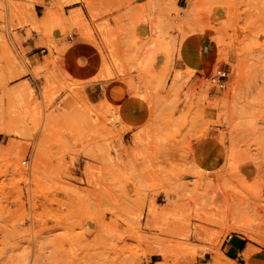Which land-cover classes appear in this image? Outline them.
<instances>
[{"label":"rangeland","instance_id":"rangeland-1","mask_svg":"<svg viewBox=\"0 0 264 264\" xmlns=\"http://www.w3.org/2000/svg\"><path fill=\"white\" fill-rule=\"evenodd\" d=\"M0 264H264V0H0Z\"/></svg>","mask_w":264,"mask_h":264},{"label":"crops","instance_id":"crops-1","mask_svg":"<svg viewBox=\"0 0 264 264\" xmlns=\"http://www.w3.org/2000/svg\"><path fill=\"white\" fill-rule=\"evenodd\" d=\"M212 149L208 143H201L194 149L192 158L202 167L213 168L216 163L212 156H214Z\"/></svg>","mask_w":264,"mask_h":264},{"label":"built area","instance_id":"built-area-1","mask_svg":"<svg viewBox=\"0 0 264 264\" xmlns=\"http://www.w3.org/2000/svg\"><path fill=\"white\" fill-rule=\"evenodd\" d=\"M228 79V73L223 68L216 69L210 76L209 82L215 89L223 90L225 88L226 81Z\"/></svg>","mask_w":264,"mask_h":264},{"label":"bare ground","instance_id":"bare-ground-1","mask_svg":"<svg viewBox=\"0 0 264 264\" xmlns=\"http://www.w3.org/2000/svg\"><path fill=\"white\" fill-rule=\"evenodd\" d=\"M215 15H216V13H215ZM216 16H217V15H216ZM115 125H119V124L116 123ZM32 250H33V249H32Z\"/></svg>","mask_w":264,"mask_h":264}]
</instances>
